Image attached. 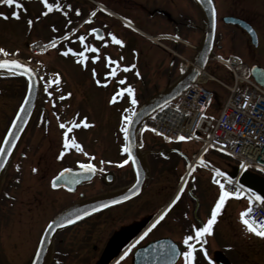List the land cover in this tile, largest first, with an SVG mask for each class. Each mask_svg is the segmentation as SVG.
<instances>
[{
	"label": "flooded vegetation",
	"instance_id": "af4514ba",
	"mask_svg": "<svg viewBox=\"0 0 264 264\" xmlns=\"http://www.w3.org/2000/svg\"><path fill=\"white\" fill-rule=\"evenodd\" d=\"M213 2L216 28L219 18L225 25L236 26L251 47L258 45L257 66L264 69V0H227L222 5L217 0ZM48 3L54 5L51 10L47 8L48 12L62 19V33L50 36L46 42L38 39L48 46L34 53L40 56V61L33 63L39 77L37 103L0 176L1 256L6 261L14 258L30 264L45 227L52 222L44 264H185L182 253L187 246L183 239L187 235L195 237L193 225L203 227L214 206L210 195L215 186L201 167L208 155L199 148L186 150L153 134V142H141L136 147L142 166L135 167L133 160L122 164L128 154L122 151L124 142L118 141L119 103H130V97L124 93L115 103L109 101L119 89L131 85L137 104L142 103L151 96L148 85L155 86L154 91L162 85L157 93L182 74L179 54L185 45L194 56L197 38L203 31L197 5L193 0ZM224 17L247 22L255 31L256 44L251 43L244 29L224 22ZM93 28L97 32H91ZM108 33L123 44L114 43ZM81 36L85 37L83 42ZM189 37L196 42L184 41ZM227 37L234 38L233 34ZM221 38L220 32L215 34L216 43ZM217 44L213 53L220 56L223 52ZM79 52H84V57H79ZM93 56L98 57L95 62ZM106 57L116 63H109ZM131 65L134 67L123 70ZM114 69V76L106 75ZM96 79L107 83L98 85ZM121 79L125 80L123 85L118 83ZM0 83L3 106L19 98L12 112L0 107L5 122L0 130L1 143L23 95L24 80L1 74ZM45 85L51 96L45 92ZM145 89L149 95L146 99L139 94ZM66 93L71 95L60 99ZM81 120L89 126L75 127ZM61 123L65 128L60 127ZM65 132L68 140L75 139L79 147L64 150ZM89 162L95 165V171L81 167ZM33 168L37 171L33 172ZM65 169L64 183L56 181L58 186L51 187L53 177ZM134 184L140 189L135 194ZM181 188L180 198L152 227ZM110 196L117 203L98 207V211L72 224L55 226V219L66 211ZM121 196L128 199L121 200ZM73 213L79 211L74 210L66 218L71 219ZM221 241L215 238L213 223L211 234L204 233L201 241H190L194 249L192 264H235L229 255L231 246Z\"/></svg>",
	"mask_w": 264,
	"mask_h": 264
},
{
	"label": "rangeland",
	"instance_id": "374dc122",
	"mask_svg": "<svg viewBox=\"0 0 264 264\" xmlns=\"http://www.w3.org/2000/svg\"><path fill=\"white\" fill-rule=\"evenodd\" d=\"M217 1L222 5L223 3L226 4L225 2L227 0ZM12 11L18 12V19L11 16ZM0 13H5L8 16L7 19L0 18V49H4V52H0V57L14 56L26 59L32 63L38 62L40 61V56L33 54V51L31 50V46L29 44L37 39H41L43 42H46L47 40H50V36H53L58 32L59 33L57 35H60L62 33L60 32L62 30V23H60V20L62 21V19L52 16V14L48 12L47 7L42 2V0H17V3L13 5L0 4ZM29 20L32 21L31 25L28 24ZM218 32L222 34V38L221 41L217 42L218 44L215 41V44L219 45L223 52L219 55L224 58L228 57L229 55L238 57L240 59V66L237 69L238 72L241 76H248V70L250 66L258 64V52H260L258 50V45L256 47H251L248 38L244 34H241V32L237 30L236 26L225 25L220 18L216 28V34H218ZM202 34L203 31H200V34L197 38L198 43H200ZM228 34H233V40L227 39ZM186 40L192 43L196 42L192 41V38L190 37L184 39V41ZM184 47L185 48L180 52L181 54H179L182 57V63L186 62V60H193V56L191 57L193 51L189 52L186 49L185 45ZM215 50L216 49L213 48L212 52L215 53ZM205 71L206 73H210L225 82H229L231 77L228 69L222 63L214 59H210L208 61L205 67ZM0 84L1 89L3 88V83ZM160 84H162V82ZM154 87L155 86L152 87L148 85L149 95L154 94L159 88L163 86H158L156 88L157 90L155 91ZM207 87L214 94L210 112L211 114L214 113L216 115L219 106L222 104V102H224L226 98L227 92L223 86L217 84L214 81H209L207 83ZM139 94L145 96L144 99L149 96L146 94V89L145 91H141V93ZM4 100L5 97L0 94V107L9 113L13 111V109L17 105L19 98H13V101L8 102L7 106H3ZM136 105H131V103H119V143L123 142V133L121 132L122 117L124 115H130ZM84 107L90 109V105H86ZM84 107L80 109L85 110ZM1 108L0 130L3 129L5 123L1 119L3 117ZM125 109H128L129 111L125 112ZM141 135L142 142L144 143H151L154 141L153 132L148 128H145ZM157 137L163 139L164 141H167L161 136L157 135ZM168 142L175 143L179 147L185 148L186 150H195L199 147V144L197 142L188 139L178 141L168 140ZM206 154H208V152ZM209 154L210 157L212 156V158H214V161L217 164L216 166L219 170L229 175H233L237 172L239 167V161L237 159L229 157L223 152H211ZM253 170L255 169L252 167H247L245 169L246 176L252 175L259 177V171L257 173L254 172L250 174V172H253ZM260 175L264 176V173H261ZM219 194L220 190L217 186H215L213 192H211L210 195L211 199L214 198V205L216 203V200L219 198ZM246 207L247 204L245 199L227 197L214 222L215 238L216 240L219 239V241L225 240V242L221 241V243L229 244L231 246L229 255L231 257V261L235 264H264V238H261L254 233L247 231L245 225L240 219V214L241 212L245 211ZM202 212H204V210H202ZM1 238L2 236L0 234V239ZM1 248L2 247H0V251ZM4 248L8 252L10 251L9 247L4 246ZM0 257L2 264H27L26 261L16 260L14 258H8L9 261H6L3 256H1V253Z\"/></svg>",
	"mask_w": 264,
	"mask_h": 264
},
{
	"label": "built area",
	"instance_id": "2783aa9c",
	"mask_svg": "<svg viewBox=\"0 0 264 264\" xmlns=\"http://www.w3.org/2000/svg\"><path fill=\"white\" fill-rule=\"evenodd\" d=\"M226 66L232 72V82H219L227 90L226 100L215 119L207 115L211 92L200 77L174 101L157 109L142 125L166 137L184 135L203 144L225 150L240 159L242 166L253 165L264 170V89L250 77L235 72L238 60L230 57ZM226 191L239 187L245 196L250 193L239 185L237 177L216 174ZM246 218L264 222V208L252 198Z\"/></svg>",
	"mask_w": 264,
	"mask_h": 264
},
{
	"label": "water",
	"instance_id": "95a60500",
	"mask_svg": "<svg viewBox=\"0 0 264 264\" xmlns=\"http://www.w3.org/2000/svg\"><path fill=\"white\" fill-rule=\"evenodd\" d=\"M195 4L197 5L202 23H203V34L199 43V46L197 48V51L195 53V56L192 60V65L186 70L176 81H174L171 85L165 87L163 90L159 91L155 95H153L151 98H149L147 101L139 105L134 111L135 116L132 121V125L130 127V133L132 135V140L129 141L132 143V154L134 157V166L139 167L142 166V163L140 161V157L137 154L136 151V127L140 123V121L147 117L153 110L158 108L160 105L174 99L176 96H178L181 92H183L186 88H188L197 78V76L201 73V71L204 70L206 63L210 57L211 51L214 46V38H215V29H216V12L214 3L212 0H193ZM214 10V13H213ZM224 22L237 24L239 27L244 29L251 38V43L253 45L256 44V34L254 29L244 20L240 18L235 17H224ZM16 60L18 62L23 63L26 65L29 69L32 70V74L28 75L23 72L22 69L15 68V66H9L10 68H15L14 71H10L7 68H0V74H6V75H12V76H20L24 79V91L23 95L21 97V100L19 102V105L16 109V112L11 119V122L8 126V128L13 129V133L8 132V128L5 132V136L9 137V140L14 139L15 144L10 143L9 141L4 140V137L0 143V145H3L5 149L11 148V152H0V157L6 156L7 159L2 161L4 163V167L6 163L8 162L12 151L14 150L20 136L24 132V129L28 125L30 118L32 117V114L34 112L38 94H39V78L36 73V71L25 62L17 59V58H10V57H0V60ZM249 74L253 77V79L260 84L264 88V69H261L257 65L251 66L249 69ZM24 105V108H21V105ZM17 112L20 113L19 116H17ZM132 116V114L130 115ZM15 120L17 123L15 125L12 124V121ZM15 133H18L16 135ZM124 143H126L124 138ZM3 168H0V176L3 171ZM66 171H61L59 175L56 177L57 180L60 183L62 182V177ZM244 184H246L248 187L254 189L258 193L262 194L264 196V178L252 176V175H245L241 179ZM113 200V197H104L101 199H92L87 201L86 203H83L80 206H77L74 209H70L69 211H66L65 213L61 214L59 217L55 219V224H61L63 223L64 218L68 214H71L74 210L75 211H82L86 210L89 212H92L91 209L93 207L98 208L101 203L108 204L107 202ZM49 225L52 227V222L49 223L45 228H49ZM55 225V226H56ZM51 231V228H49L48 231H43V239H40L39 245L36 251L32 261L30 264H33V261H35V264H44L46 259V246L48 243V233ZM220 264H225L221 262Z\"/></svg>",
	"mask_w": 264,
	"mask_h": 264
},
{
	"label": "snow or ice",
	"instance_id": "6c2138e0",
	"mask_svg": "<svg viewBox=\"0 0 264 264\" xmlns=\"http://www.w3.org/2000/svg\"><path fill=\"white\" fill-rule=\"evenodd\" d=\"M42 2L45 4V6L51 10L54 5L53 4H49L48 3V0H42ZM17 3V0H0V4H3V5H13V4H16ZM55 7H59V5H55ZM69 7H71L69 5ZM77 13L79 14V10L77 9ZM213 13H214V10H213ZM11 16L14 17V18H19V14L17 11H12L11 12ZM0 18H4V19H7L8 16L5 14V13H0ZM38 19V18H37ZM32 21L29 20L28 21V24L31 25ZM74 31V30H73ZM91 32L95 33L97 32V29L93 28L90 30ZM108 36L111 37L112 41L116 44H119V45H122L123 44V41L117 39V37L112 34V33H108ZM100 38V37H98ZM81 40V42L84 41L85 37L81 36L79 38ZM176 39H179V37L177 36ZM105 44H107V41H105ZM93 51H97V49H92ZM68 51H71V49H69ZM0 52H4V49H0ZM67 53H65L66 55ZM77 55L79 57H84V52H79L77 53ZM98 59V57L96 56H93L92 57V60L95 62L96 60ZM106 59L108 60L109 63L111 64H115L116 61H113L111 59V57H106ZM122 59V57H121ZM9 66H15V68H19V69H22L24 73L28 74V75H31L32 74V70L29 69L26 65H24L23 63L21 62H18L16 60H7V59H4V60H0V68H7L9 69L10 71H14L15 68H10ZM129 67H134V65H131V66H124L123 70L124 71H127ZM115 69L112 71V72H109V73H106V75H112L114 76L115 75ZM93 77L95 78L97 73H96V70L93 69ZM56 81L58 82L59 81V74H57V77H56ZM51 82V81H50ZM98 85L104 83L106 84L107 81H101L100 79H96L95 81ZM119 84L123 85L125 83V80L124 79H121L118 81ZM45 92L48 93L49 96H51V92H48V88H47V85H45ZM124 93H127L130 97V103L131 105H136L137 104V100L135 99V96H134V89L132 88L131 85L127 86L126 88H121L119 89L116 93L113 94L111 100L109 101V103H115L117 98L122 96ZM71 93H66L65 96H61L60 99H64L66 96H70ZM21 108H24V105L22 104L20 106ZM129 110L128 109H125V112H128ZM20 113L17 112V116H19ZM135 116V111L133 110L132 112V116H129V115H124L122 117V127H121V132L124 134V138H125V141L126 143L122 146V151L126 154H128V160H125L122 162V164H126L128 163L129 160H134V157H133V154H132V143L129 142L132 140V135L130 133V127L132 125V121H133V118ZM59 119V117H57ZM17 123V121L13 120L12 121V124L15 125ZM81 124H83L85 127H88L89 125L86 123L85 120H81L79 124H75L74 126L75 127H79ZM60 127L63 129L65 128V123H61L60 124ZM148 126L145 125L143 128L140 129V132H143L145 130V128H147ZM152 131H156L155 128L152 129ZM8 132L9 133H13V129L10 127L8 128ZM16 135H18V133H15ZM65 138H64V141H63V147H64V150H67L69 147H79V145L76 143L75 139L69 141L68 138H67V132H65L64 134ZM168 139H173V137H168ZM175 139H178V140H184V139H191V137H185L184 135H180V136H176ZM4 140L6 141H9L10 143L12 144H15V140L14 139H11L9 140V137L8 136H5L4 137ZM4 151H7V152H11V148H7L5 149L3 145H0V152H4ZM205 151H207V149H205ZM63 151L61 152V156H63ZM85 155L87 156L88 153H85ZM59 158V157H58ZM7 157L6 156H3V157H0V168H3L4 167V163L2 161L6 160ZM201 162H202V158H201ZM82 168L86 169L87 171L89 172H93L95 171V165L91 162L89 163H86V164H82L81 165ZM33 172H36L37 169L36 168H33L32 169ZM63 171H68L67 169L63 170ZM217 173L220 172L219 169H216L215 170ZM222 175V173H221ZM57 178L56 177H53V182L51 184V187L53 188H56L58 185H57V182H56ZM216 183L220 184V194H219V198L216 200V203L215 205L212 207L211 209V217L208 219L207 223H205L203 225V227H196L195 225H193V229H194V232H195V237H193L192 235H187L184 237L183 239V244L187 246V251H184L182 253L183 257H184V261H185V264H192V258H193V244L190 243V241H192L193 239L195 240H198V241H201L202 240V235L204 233H208V234H211L212 232V225L213 223L215 222L216 218H217V215H218V212L220 211L221 207L223 206L225 200L227 197L229 196H241L243 195V191L237 187V189L235 190V192H232V191H226L225 190V186L220 183V181H216ZM133 189H134V192L133 194H135V192H138L140 189L138 187V184H134L133 185ZM250 191V190H249ZM183 192V188L180 189V192L177 193L176 197L171 201V203H169L167 205V207L164 209V211L160 214V216L157 218V221L153 223L152 227H155L157 223H159L160 220H162L164 218V216L166 215V213L168 212L169 209L172 208V206L177 202V200L180 198V193ZM255 197V199L257 201H260L262 198L259 194H257L256 192H251V195L249 196V203L251 205V202H252V198ZM121 200H127L128 199V196H121L120 197ZM108 204H115L117 203L116 200H110L107 202ZM107 205L104 204V203H101L99 205V208H104L106 207ZM92 212H95V211H98V208L96 207H93L91 209ZM248 212L251 211V208H249L247 210ZM89 215V211H86V210H82L80 211L78 214L77 213H73V216L71 219H68V218H65L63 220V224H57L56 226L57 227H63L64 225H67V224H72L74 221H77V220H80L82 217H85V216H88ZM240 219L242 221V223L245 225V228L247 231L251 232V233H254L255 235L261 237V238H264V222H257L254 218H246V213L245 212H241L240 214ZM49 228H51V225H49ZM49 228H45L44 231H48ZM144 235H147V232L144 233ZM41 239H43V237H41ZM200 248L203 250V243H201L200 245ZM39 250H37L38 252ZM128 254L127 251H125L124 255L126 256ZM205 255H206V252H205ZM33 264H35V261H33Z\"/></svg>",
	"mask_w": 264,
	"mask_h": 264
},
{
	"label": "bare ground",
	"instance_id": "6f19581e",
	"mask_svg": "<svg viewBox=\"0 0 264 264\" xmlns=\"http://www.w3.org/2000/svg\"><path fill=\"white\" fill-rule=\"evenodd\" d=\"M187 65L191 66V63L189 61H187Z\"/></svg>",
	"mask_w": 264,
	"mask_h": 264
},
{
	"label": "trees",
	"instance_id": "16d2710c",
	"mask_svg": "<svg viewBox=\"0 0 264 264\" xmlns=\"http://www.w3.org/2000/svg\"><path fill=\"white\" fill-rule=\"evenodd\" d=\"M251 173H253V172H251ZM253 192H256V191H254V190H252ZM257 193V192H256ZM257 194H259V193H257ZM260 196H261V194H259Z\"/></svg>",
	"mask_w": 264,
	"mask_h": 264
}]
</instances>
